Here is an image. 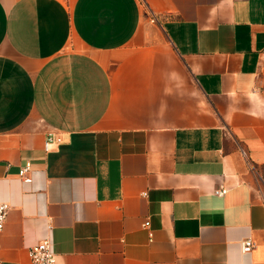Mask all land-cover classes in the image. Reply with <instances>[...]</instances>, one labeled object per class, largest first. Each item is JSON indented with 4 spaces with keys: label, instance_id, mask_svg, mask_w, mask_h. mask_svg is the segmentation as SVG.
<instances>
[{
    "label": "crops",
    "instance_id": "crops-1",
    "mask_svg": "<svg viewBox=\"0 0 264 264\" xmlns=\"http://www.w3.org/2000/svg\"><path fill=\"white\" fill-rule=\"evenodd\" d=\"M0 200V264H264V0H0Z\"/></svg>",
    "mask_w": 264,
    "mask_h": 264
},
{
    "label": "built area",
    "instance_id": "built-area-1",
    "mask_svg": "<svg viewBox=\"0 0 264 264\" xmlns=\"http://www.w3.org/2000/svg\"><path fill=\"white\" fill-rule=\"evenodd\" d=\"M59 141V137L55 136L53 133L49 134L44 142V149L46 151L51 150L52 145L54 143H58ZM30 171L31 163L27 161L22 166H20L18 175L23 181L29 182L31 180V177L29 175ZM226 191L227 188L223 185H220L215 188L214 193L216 195L222 196ZM8 209L9 204L4 200H0V231L3 229ZM142 226L147 227V222H144ZM52 227V222L50 221V219H48L46 223L47 230H51ZM149 236L151 238V231L149 232ZM253 246L254 241L250 236H246L241 241V248L244 252L249 251L251 248H253ZM27 254L31 264H58L55 252L52 248L51 240L48 236L40 239L38 242L30 246L27 250Z\"/></svg>",
    "mask_w": 264,
    "mask_h": 264
}]
</instances>
